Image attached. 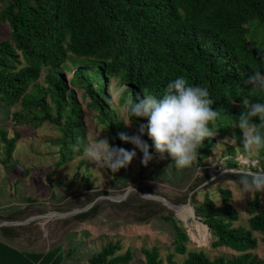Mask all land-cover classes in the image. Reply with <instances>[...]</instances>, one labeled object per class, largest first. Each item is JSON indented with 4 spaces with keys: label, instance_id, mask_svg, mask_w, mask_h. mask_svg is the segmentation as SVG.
<instances>
[{
    "label": "trees",
    "instance_id": "trees-1",
    "mask_svg": "<svg viewBox=\"0 0 264 264\" xmlns=\"http://www.w3.org/2000/svg\"><path fill=\"white\" fill-rule=\"evenodd\" d=\"M0 23L11 29L10 38L0 40V105L19 106L11 114L18 124L40 127L48 122L60 131L57 144L62 157L57 166L78 157L81 164H91L83 155L82 146L88 139L82 105L64 78L71 70V85L83 89L89 111L106 127L110 144L128 151L133 150L132 144L121 140L120 135H130L129 128L109 94L113 79L117 80L116 88H123L118 99L120 107L145 95L162 97L169 81L183 76L190 84L206 86L214 100L213 110L220 113L215 121L217 135L204 141L196 164L186 169L193 174L191 192L172 201L185 204L191 199L196 215L210 228L211 246L226 247L236 254L212 258L206 250H190L191 237L176 211L162 201L141 195L147 191L160 195L150 180L156 178L162 164L146 171L160 154L146 135L143 138L154 159L145 167L142 157L138 158L140 175L132 194L122 202H96L111 191L94 189L90 184L92 173L87 171L86 179L75 182L68 194L84 188L92 191L86 199H76L71 205L78 209L96 203L65 222H88L98 216L104 202H109L121 210H132L139 222L160 217L173 224L175 251L168 256L170 264H177L175 253L186 256L182 264H264L254 252L259 240L264 244L260 194L249 202V226H237L241 213L232 202V190L221 187V204H217L208 189L228 181L237 184L238 177L220 175L222 171L215 173L205 165L217 148L226 147L221 137L227 135L237 141L236 147L225 152L232 157L227 164L231 168L241 166L236 150L243 153V131L236 122L245 111L243 99L264 102V90L247 83L255 71L264 72V0H0ZM140 123L146 124L147 120L139 118L133 125L139 128ZM19 137V133L10 137L7 128H0V160L5 166ZM78 143L79 150L75 147ZM256 161L253 169L264 168V157ZM27 200L32 202L33 198ZM31 208L27 205L5 220L25 221ZM31 224L5 225L0 232L13 240L19 230ZM123 249L120 240L112 241L94 254L89 264H129L134 253L130 248L125 252ZM73 250L65 252L57 246L47 252L29 253L0 240V264H63ZM143 254L146 264H164L158 247H144Z\"/></svg>",
    "mask_w": 264,
    "mask_h": 264
},
{
    "label": "rangeland",
    "instance_id": "rangeland-1",
    "mask_svg": "<svg viewBox=\"0 0 264 264\" xmlns=\"http://www.w3.org/2000/svg\"><path fill=\"white\" fill-rule=\"evenodd\" d=\"M10 32L11 29L8 24L0 23V40L10 38ZM72 76V70L64 74L69 88L75 91L77 100L82 105L88 142L97 140L100 135L102 139L107 138L109 140L106 127L97 119L95 114L89 111L83 96V89L71 85ZM40 82H44V76ZM116 82V79L109 82L112 85L109 94L117 108L123 109L125 106H118L121 91L116 88ZM17 108L19 106L9 108L5 104L0 105V128H7L10 137H14L16 133L20 134L8 165L5 166L0 160V223L6 222L7 216L16 211H21L27 205H32L34 208L29 210L27 213L29 215L25 214L26 217L28 216L25 220L44 215L41 214L40 210L46 212L45 214L62 212L60 211L62 210L61 207L69 211L72 210V201L84 200L86 195L92 191L84 188L78 189L71 195L68 194V190L73 188L75 182L80 183L86 179L87 171L92 173L90 184L94 186V189L111 191V194L106 196L118 198L129 191L128 198L135 190L134 186L140 175L138 171L141 168L138 158L142 157V153L139 149H136L137 157L129 165V168L120 170L117 174L111 173L110 170L101 169L91 161L89 166L81 164V157L57 166L62 157L61 147L57 144V139L61 136L60 131L48 122L40 127L18 124L11 116ZM129 122H132L130 118ZM128 128L130 135L137 134L138 128L136 126L132 124ZM221 139L224 140L226 147L217 148L205 164L215 173L222 171V165L218 164L219 159L228 151L229 147H236L237 145V141L228 138L227 135ZM132 148L134 149L135 146L132 145ZM236 152V160L241 163V166L245 164L249 167L255 166L257 161L254 164L251 161H245L243 153L237 150ZM2 155L4 157L3 152ZM156 165H161L160 169L154 175L156 178L150 180V184L156 193L172 201L191 192L190 185L193 182V174H190L186 169L174 171L170 156L165 154V158L162 159L159 155L146 171H151ZM226 166L230 167L229 164ZM52 173L53 175L49 177ZM222 174H224L223 171L220 175ZM221 187L233 192L232 202L241 213L240 220L236 225L248 227L251 217L249 202L255 198L256 193L245 196L239 192V186L231 181L225 182L221 186L220 184L212 185L208 191L215 198L217 204H221L219 192ZM146 193L150 192L147 191ZM203 195H199L200 200L203 199ZM29 197L33 198L36 203L28 202ZM99 198L97 202L111 200L105 196ZM260 201V209L262 210L264 209V195L262 194H260ZM40 205L42 208H39ZM185 209H190L193 212L189 219L183 217V210L176 213V217L185 220L184 225L191 237L190 250H206L212 258L224 254H236L226 247L213 248L211 246L213 237L210 228L203 223V218L195 215L194 205L191 203ZM65 219L38 217L30 222L32 224L27 229L19 230V236L14 239H19L21 246L38 251L62 246L67 252L69 248H73V255L67 257L63 264H89V260L94 254L100 252L108 243L118 240L124 246L122 252L130 248L134 253V259L129 264H146L143 254L144 247H158L164 264H170L168 256L175 251V229L171 222L160 217L148 223L139 222L134 217L132 210H121L109 202H104L98 216L88 222L81 223L72 219L67 223ZM258 236L260 237V235ZM254 252L264 259V244L261 240H259V247ZM185 257V255L175 253L174 261L177 264H182Z\"/></svg>",
    "mask_w": 264,
    "mask_h": 264
},
{
    "label": "clouds",
    "instance_id": "clouds-1",
    "mask_svg": "<svg viewBox=\"0 0 264 264\" xmlns=\"http://www.w3.org/2000/svg\"><path fill=\"white\" fill-rule=\"evenodd\" d=\"M247 83L254 89L264 90V72L255 71ZM213 103L206 86L190 84L185 77L178 76L169 81L162 97L145 95L118 109L125 126L130 127L139 118L147 120L146 124H139L137 134L120 135L121 140L135 146L132 151L115 147L100 135L97 140L83 144V155L101 169L116 174L133 162L137 157L136 149H139L143 154L141 163L147 167L154 155L143 138L146 135L162 159L167 154L177 169L190 168L197 160L204 141L217 135L215 121L220 113L213 110ZM243 105L245 111L238 117L236 127L243 131L244 159L254 164L257 158L264 157V102L250 103L243 99ZM129 118H134V121L129 122ZM75 147L79 150L81 145L78 143ZM231 159L230 155L224 154L218 164L222 165L224 173L238 177L239 192L245 196L253 193L264 195V168L253 169L247 164L239 168L227 167ZM212 179L215 180V176Z\"/></svg>",
    "mask_w": 264,
    "mask_h": 264
},
{
    "label": "water",
    "instance_id": "water-1",
    "mask_svg": "<svg viewBox=\"0 0 264 264\" xmlns=\"http://www.w3.org/2000/svg\"><path fill=\"white\" fill-rule=\"evenodd\" d=\"M128 194H129V191H127L124 195H122L121 197H118V198L117 197H113V196H105V197L108 198V199H111L113 201H116V202H122V201H124L127 198ZM141 195L143 197H145V198H148V199H154V200H159V201L164 202L167 206H169L170 208L174 209L176 211V213H178L181 209H183V208H185V207H187V206H189L191 204V199H189L188 203L177 205V204L173 203L171 200H169L168 198H166V197H164L162 195H156V194L144 193V192H141ZM99 199L100 198H98L97 201ZM96 202L90 204L86 208H78V209L71 210L69 212H52V213H48V214H44V215L34 216V217H32V218H30L28 220H25V221H6V222H1L0 223V228L2 226H5V225H25V224L30 223L31 221H33L34 219H36L38 217L67 218V217L76 215L78 213H81L83 211L89 210ZM195 215H196V212H195ZM181 220L185 222V220L183 218H181ZM203 223L205 225H207L204 221H203Z\"/></svg>",
    "mask_w": 264,
    "mask_h": 264
},
{
    "label": "crops",
    "instance_id": "crops-1",
    "mask_svg": "<svg viewBox=\"0 0 264 264\" xmlns=\"http://www.w3.org/2000/svg\"><path fill=\"white\" fill-rule=\"evenodd\" d=\"M0 240L5 242V243H7V244H9V245H11V246H13V247H15V248H17L20 251H23V252H29V253H32V252H47L49 250L48 249L46 251H38L36 249H30V248L23 247V246H21L19 244V239L8 240L4 236H2L1 233H0Z\"/></svg>",
    "mask_w": 264,
    "mask_h": 264
},
{
    "label": "bare ground",
    "instance_id": "bare-ground-1",
    "mask_svg": "<svg viewBox=\"0 0 264 264\" xmlns=\"http://www.w3.org/2000/svg\"><path fill=\"white\" fill-rule=\"evenodd\" d=\"M185 208H186V207H185ZM185 208L181 209V210H183V211H182L183 217H184L185 219H189L190 214H193V212H192L190 209H185ZM181 210H180V211H181Z\"/></svg>",
    "mask_w": 264,
    "mask_h": 264
}]
</instances>
